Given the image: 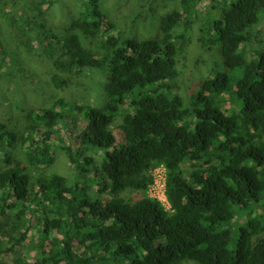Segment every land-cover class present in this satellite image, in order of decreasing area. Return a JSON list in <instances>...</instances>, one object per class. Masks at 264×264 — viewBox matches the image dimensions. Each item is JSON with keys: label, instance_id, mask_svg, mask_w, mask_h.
<instances>
[{"label": "trees", "instance_id": "trees-1", "mask_svg": "<svg viewBox=\"0 0 264 264\" xmlns=\"http://www.w3.org/2000/svg\"><path fill=\"white\" fill-rule=\"evenodd\" d=\"M56 1L40 0L36 11ZM206 1L180 0L163 18L161 37L143 41L126 37L98 0L70 16L62 37L37 17L16 22L18 49L34 51L25 34L31 24L47 42L49 84L58 92L69 86L66 74L107 67L111 76L103 108L78 107L88 123L78 150L63 144L64 111L77 107L65 98L25 109L22 130L0 123V146L25 154L1 156L0 264H264V51L248 62L242 50L264 0H231L214 21L201 18ZM79 33L100 39L99 53ZM217 43L230 73L213 72L189 106L169 96L185 50ZM9 46L0 41L5 67L16 56ZM119 116L121 145L111 131ZM89 145L104 152L97 167L83 149ZM59 149L77 171L74 182L36 173L53 166ZM161 165L171 212L147 194ZM31 232L38 242L28 248Z\"/></svg>", "mask_w": 264, "mask_h": 264}, {"label": "rangeland", "instance_id": "rangeland-1", "mask_svg": "<svg viewBox=\"0 0 264 264\" xmlns=\"http://www.w3.org/2000/svg\"><path fill=\"white\" fill-rule=\"evenodd\" d=\"M39 1L0 0V41L11 44L9 52L16 54L12 59L7 58L8 67L3 66L5 63L0 60V68H2L0 70L6 73L5 75L0 73V123L6 124L10 130H22L25 126L23 112L25 109L49 108L57 99L65 98L68 104L77 107L74 110L64 111L66 120L62 127L63 144L73 150H78L81 144L78 136L88 124L78 107L103 108L108 103L107 85L111 72L107 67L83 69L77 74H66L69 86L65 91L58 92L54 87H51L49 81L55 70L46 56L47 42L38 33L35 24H31L27 29L25 27L24 29L25 34L31 38L35 46L34 51L26 52L18 49L19 35L17 31L22 28V21L20 24H16V22L26 16L32 17L31 19L37 17L45 23L46 28L53 35L62 37L71 23L70 16L86 11L88 4L86 0H57L52 6L45 5L42 8L43 15H41L36 11ZM226 1H206L202 7V20L210 17V20L213 21L221 20L227 5L232 2L231 0ZM179 3L180 0H98V7L126 37L143 41L161 37L163 18L178 9ZM80 37L87 49L99 53L100 39L91 40L82 34ZM242 50L248 62L254 60L258 52L264 51V14L254 28L252 41L247 43ZM177 68V79L171 82L165 90L171 97L182 96L188 106L193 95L200 91L202 82L211 77L213 72L230 73L225 65L219 43L212 47L195 46L185 50L179 57ZM226 98L230 105L231 98L229 96ZM121 125L122 116H119L111 128L117 139V145L124 143L120 130ZM83 149L86 151V156L93 159V166H99L104 152L95 149L92 145L85 146ZM5 150L12 156L24 160L25 154L19 145L12 149L0 146V167L3 164L1 156L4 155ZM186 168L190 170L189 166ZM54 171L65 176L71 182L76 180L77 171L62 149L57 152L56 161L52 167L43 168L36 173L49 175ZM91 188L94 193L98 194V185L93 184ZM147 194L150 195V193ZM36 242H38V238L34 232H31L25 246L30 248ZM27 251L25 248L24 253Z\"/></svg>", "mask_w": 264, "mask_h": 264}, {"label": "built area", "instance_id": "built-area-1", "mask_svg": "<svg viewBox=\"0 0 264 264\" xmlns=\"http://www.w3.org/2000/svg\"><path fill=\"white\" fill-rule=\"evenodd\" d=\"M153 185L150 187L148 193L149 197L158 200L162 205L171 212V205L167 198V170L164 166H158L153 174ZM168 208H167V207Z\"/></svg>", "mask_w": 264, "mask_h": 264}]
</instances>
